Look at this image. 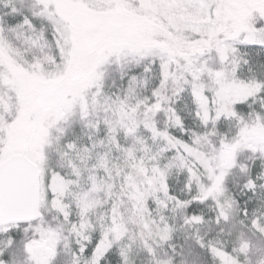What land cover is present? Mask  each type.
<instances>
[{
  "label": "snow or ice",
  "instance_id": "6c2138e0",
  "mask_svg": "<svg viewBox=\"0 0 264 264\" xmlns=\"http://www.w3.org/2000/svg\"><path fill=\"white\" fill-rule=\"evenodd\" d=\"M0 264H264V0H0Z\"/></svg>",
  "mask_w": 264,
  "mask_h": 264
}]
</instances>
